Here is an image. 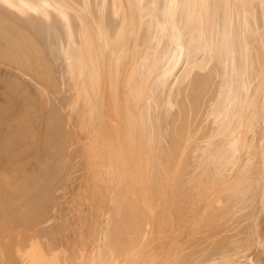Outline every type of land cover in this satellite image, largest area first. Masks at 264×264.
Instances as JSON below:
<instances>
[{"label": "bare ground", "instance_id": "obj_1", "mask_svg": "<svg viewBox=\"0 0 264 264\" xmlns=\"http://www.w3.org/2000/svg\"><path fill=\"white\" fill-rule=\"evenodd\" d=\"M179 42L192 62L186 96L166 91L184 60ZM0 76L11 83L8 99L25 100L7 111L0 138L5 164L19 166L0 171V264H189L203 248L215 252L195 255L200 264L259 262L233 259L221 233L233 227L242 189L248 226L264 231V168L257 173L253 160L261 148L264 163V0H0ZM164 92L172 100L159 112ZM146 93L157 104L151 97L142 109ZM235 94L247 101L241 170L233 178L230 159L189 181L187 149L200 159L216 126L210 108ZM20 129L29 141L21 132L19 143ZM149 136L162 141L157 173L137 151ZM209 144L216 153L220 142Z\"/></svg>", "mask_w": 264, "mask_h": 264}, {"label": "rangeland", "instance_id": "obj_2", "mask_svg": "<svg viewBox=\"0 0 264 264\" xmlns=\"http://www.w3.org/2000/svg\"><path fill=\"white\" fill-rule=\"evenodd\" d=\"M153 5H154V2L153 3H151V8H154L153 7ZM233 14V13H232ZM141 24H142V22L141 23H139V26L138 27H140L141 26ZM125 26V25H124ZM139 28H137V30H138ZM213 28H211V30H212ZM210 34V33H209ZM159 36L160 37H163V36H161V32H160V34H159ZM154 38V37H153ZM153 38H151V41H152V43L153 42H155V41H158V40H160V38H155V39H153ZM180 38V37H179ZM180 39H182V38H180ZM179 44H181L180 42H179ZM178 45V44H177ZM122 46V47H121ZM123 46L124 45H120V47H119V49H122L123 48ZM150 46V45H149ZM180 46V48L182 47V44L181 45H179ZM125 48V47H124ZM156 49H157V47H156ZM182 49V48H181ZM183 50V49H182ZM182 50H180V54L182 55V59H181V61L183 60V62H180V64H181V69L180 68H178L177 69V71H176V75H174V77H173V80L172 81H174L173 82V87H171V88H169L168 90H166V91H170L171 93L173 92V94L179 89V91H180V93L183 95H185V93H186V91H187V93L189 92L188 90H186L185 88V85L183 84V83H185L186 82V78L188 79L190 76H191V72H190V69H189V65L192 63L190 60V58L189 57H186L184 54H186L185 53V51L183 50V52H182ZM182 52V53H181ZM249 52H250V50H249ZM235 53H236V51H235ZM239 53V54H238ZM238 53H236L235 54V56L236 57H234V58H236L237 59V61L234 59V61H236L235 62V64H236V67L239 65V61H241L240 59H241V57L240 56H238V55H240V51L238 52ZM238 54V55H237ZM244 54H245V52H244ZM157 53L155 52V54H154V58H153V64H154V60L156 59V60H160L161 58H160V56H158V58H156L157 56ZM163 58V57H162ZM164 59V58H163ZM163 59H162V62H163ZM187 61V62H186ZM160 62V61H159ZM162 62L160 63V64H162ZM183 63V64H182ZM187 63V64H186ZM190 63V64H189ZM159 64V65H160ZM179 64V65H180ZM168 63L167 64H165L160 70H156L155 71V74L153 75V80L151 79L150 80V84H148V85H150V86H152L153 85V83H154V79H155V77H162L163 76V74L165 73H163V68L164 67H168ZM186 66V67H185ZM188 66V67H187ZM185 67V68H184ZM170 68H172L171 70H174L175 68H173V66L172 67H170ZM169 68V69H170ZM1 69L2 70H4L2 67H1ZM153 69H155L154 67H153ZM166 69V68H165ZM169 69H166V70H169ZM183 69V70H182ZM185 69V70H184ZM237 69H239V68H237ZM180 70V72H178ZM188 71V72H187ZM177 72H178V75L180 74L181 75V81H182V83L181 84H179V85H181V86H177L176 84V82L177 81H175L176 79H177ZM184 72V73H183ZM239 72V71H238ZM163 73V74H162ZM190 74V75H189ZM158 75V76H157ZM184 75H186V76H184ZM176 77V78H175ZM183 78V79H182ZM175 79V80H174ZM152 81V82H151ZM159 81H161V80H159ZM184 81V82H183ZM183 84V85H182ZM175 86H176V88H175ZM10 87H11V83L10 82H8V80L5 78V77H3V76H0V138H2L3 137V133H7V131H8V127H7V121H6V119H7V111L8 110H11V109H13V107H14V105L16 104V103H20V104H24V102H25V100L22 98V96H23V94H21V93H16L17 94V96H16V98H17V100L16 101H14V102H12L10 99H8V96H10L11 95V89H10ZM134 87V86H133ZM135 88V87H134ZM152 88V87H151ZM136 89V88H135ZM173 89H174V91H173ZM177 89V90H176ZM244 89H245V92H246V88H245V86L243 87H241V91L239 90V88L237 89V90H239L238 91V93L239 94H241V93H243V91H244ZM147 90V89H146ZM237 90H235V91H237ZM151 91L153 92V90L151 89ZM165 91V92H166ZM164 92V94H165V97L162 95V97H161V99H160V105L158 104V106H156V107H158V109L157 108H155L156 110H160L161 109V106H166L167 107V105L169 104V103H171V101L170 100H172V98H171V94H169L168 96H166V93ZM186 93V94H187ZM150 96V95H149ZM186 96V95H185ZM231 95H229L228 97H226V100H224V99H219V101H218V103L216 104V108H213V105H212V107L210 108V111H209V113H211V114H209L208 115V117L210 116V118H213L214 120H215V128L213 127V130H212V133H211V131H210V133H208V135L206 136L207 138H205V139H203L204 140V142L202 143V144H204V145H202V147L204 146V151L203 152H205V154L203 153V155H202V153H201V151H200V153L201 154H199V157H200V159L196 156V154H198V152L196 153L195 151H198V150H196V149H194V148H191V150L190 149H187V151H189V153H190V156L192 157V159H191V157L189 156V154H188V156H189V160L190 161H188L189 162V165H190V169H191V176H189V181L191 180V179H193V180H191V181H194V182H198L199 181V178L198 177H193V176H198L199 175V177L201 178H203V177H205V176H208V174L207 173H210V172H214L213 174H217L218 172H219V170H217L216 171V169L218 168H222V167H224L226 164H229V162H230V159H231V165H229V166H232V167H230V168H233V178H236V171H238V169H239V171L241 170V168L242 167H240V165H242L241 163H243V160H242V158H243V156H245V155H247V152H248V147H247V140H248V129H246V128H248V122H247V120L245 119L246 118V116H247V113L245 112V107H246V105H247V101H246V98H245V101H244V99H243V97H241V95H239V96H237L236 94H235V96L234 95H232V97H230ZM237 96V97H236ZM145 97L147 98L148 97V95H147V93H146V95H145ZM152 96H150V97H148L147 99V104H146V102L144 101V102H142L143 103V105H142V103L140 104V107L142 108V109H144V105H146L145 106V108L147 107V106H151L150 104H151V102H155L156 101V99H154L153 97L151 98ZM164 97V98H163ZM233 97H235V99L233 98ZM150 98L152 99V101L150 100ZM241 98H242V100L245 102H243L242 100H241ZM164 99V100H163ZM167 99V100H166ZM168 99H169V101L170 102H168ZM63 100H66V98L65 99H63ZM241 100V101H240ZM142 101V100H141ZM149 101V102H148ZM151 101V102H150ZM162 101V102H161ZM230 101V102H229ZM233 101V102H232ZM165 102L167 103V104H165ZM226 102H227V104H229V105H224V104H226ZM232 102V103H231ZM148 103H149V105H148ZM156 104H157V102H155ZM243 103V104H242ZM172 105V104H171ZM219 105H221V110L223 111V112H220L221 110H220V108L218 107ZM164 106H163V108L161 109V110H164ZM224 106V107H223ZM234 106V107H233ZM245 106V107H244ZM17 107H19V105L18 106H16V108ZM233 107V108H232ZM224 110H223V109ZM232 108V109H231ZM216 109H218V111H219V113H218V111H216ZM235 109V110H234ZM211 110H212V112H211ZM238 110H240V111H238ZM154 112V111H153ZM156 112V117H160L161 116V113H160V115H159V112H157V111H155ZM166 112V111H165ZM214 112V113H213ZM216 112V113H215ZM225 112V113H224ZM236 112H238V113H236ZM222 113V114H221ZM228 113H229V115L231 116H229L228 115ZM240 113V114H239ZM244 113V115L242 116V114ZM143 114H144V112H143ZM150 114V113H149ZM220 114V115H219ZM228 116H227V115ZM233 114V115H232ZM6 115V116H5ZM213 115V116H212ZM215 115V116H214ZM235 115H237V116H235ZM240 115V116H239ZM144 116V118H146L147 119V116L145 117V114L143 115ZM202 116L203 115H199L197 118L199 119H202ZM220 116V118H218ZM226 116H227V118H226ZM234 116V117H233ZM159 117H158V119H159ZM245 117V118H244ZM210 118H208V119H210ZM218 118V119H217ZM225 118V119H224ZM243 118V119H242ZM234 119H235V121H234ZM237 119V120H236ZM229 120V121H228ZM230 120H232V121H230ZM239 120H241V121H239ZM139 121H140V119H138V121H137V123H136V126L138 127V124H139ZM225 121V123H223ZM246 121V122H245ZM217 122V123H216ZM234 122V123H233ZM230 124H232V125H230ZM224 125H225V127H224ZM240 125V126H239ZM218 126V127H217ZM221 128H220V127ZM228 126H229V128H228ZM233 127V128H232ZM228 129V131L226 130V129ZM234 128H235V131H234ZM225 129V130H224ZM21 132H25L26 133V140L27 141H29L28 139L30 138V133H29V131H27L26 129H20V142L19 143H24L25 141H24V138H22V136H21ZM224 132H227V133H229L228 135H226L227 133H224ZM231 132V133H230ZM247 132V133H246ZM261 134H263V132H261ZM212 135H213V137L215 138V140H214V138L212 137ZM211 136V137H210ZM224 136H228V137H224ZM263 136V135H262ZM261 136V137H262ZM160 137V136H159ZM209 137H210V139H209ZM224 137V138H223ZM231 137V138H230ZM146 139V141L145 142H143L142 141V143H144V144H146L149 148H150V150H149V148L146 146V145H144V144H142V145H140V150H139V148H138V153L140 154V156L141 155H145V157H142V159H144V161H145V163H144V165H146L147 167H152V165H153V169H154V172L155 173H157V171H158V169L161 171L162 170V168H161V164L158 166V162L160 161L159 159L157 160V157H158V155H157V153H160L161 154V150H162V148H163V146H162V141H161V139H159V138H157V140H156V138L154 137H152L151 138V141H150V136L149 137H145ZM213 138V139H212ZM227 138L229 139V140H227ZM264 138V137H263ZM141 139H142V137H141ZM141 139L139 140V141H141ZM159 139V140H158ZM217 139H219V140H217ZM232 139H234L233 140V142L231 143V141H232ZM237 139V140H236ZM154 140V141H153ZM208 140H212V141H218V142H220V144L218 145V149H217V151H216V153H214L213 154V151H214V149H212V150H210L211 149V147L209 148V146H210V141L209 142H206V141H208ZM227 140V141H226ZM135 141V139H133V141L132 142H134ZM147 141H150V142H147ZM161 141V142H160ZM223 141V143L225 144H221V142ZM159 142H160V144H159ZM198 142H200V141H198ZM235 142V143H234ZM245 142V143H244ZM19 143H18V145H19ZM152 143H154V144H152ZM206 143H208V144H206ZM152 144V146H149V145H151ZM159 144V145H158ZM231 144V145H230ZM245 144V145H244ZM154 145H155V147H156V150L154 149ZM208 146V148L206 147V146ZM227 145H229V146H227ZM233 145V146H232ZM238 147H237V146ZM225 148H223V147ZM232 146V147H231ZM240 146V147H239ZM146 147V148H145ZM213 147V146H212ZM221 147V148H220ZM227 147V148H226ZM237 147V148H236ZM145 148V149H144ZM148 148V149H147ZM158 148H159V150H158ZM161 148V149H160ZM201 148V147H200ZM223 148V149H222ZM230 148V149H229ZM233 148V149H232ZM141 149H142V151H141ZM144 149V150H143ZM220 149V150H219ZM227 149V150H226ZM260 149V151L262 152V149L261 148H259ZM146 150V151H145ZM193 150V151H192ZM222 150V151H221ZM225 152H224V151ZM230 152H229V151ZM141 151V152H140ZM150 151L152 152V156H151V153H150ZM158 151V152H157ZM160 151V152H159ZM191 151V152H190ZM207 151H208V153H207ZM219 151V152H218ZM143 152V153H142ZM155 152H157L156 154H155ZM218 152V153H217ZM227 152V153H226ZM261 152H258L259 153V155H257V157H255V159H253L254 160V162H255V160L258 158L259 160H257L256 162V164H257V169H258V172L257 173H259L260 171H261V169H263L264 168V163H263V161H262V156H261ZM187 153V152H186ZM186 153H185V155H186ZM220 153L222 154V155H220ZM227 155H226V154ZM228 153H230L231 154V156L228 154ZM234 153V154H233ZM213 154V155H212ZM233 154V155H232ZM6 155L8 156V158L5 160V158H6ZM143 155V156H144ZM149 157H148V156ZM195 155V156H194ZM203 157H202V156ZM206 155H207V158H206ZM215 155V156H214ZM225 155V156H224ZM228 155H229V157H228ZM238 156V157H235V156ZM147 156V157H146ZM154 156H155V158H154ZM157 156V157H156ZM160 156V155H159ZM205 156V157H204ZM220 156V157H219ZM222 156V157H221ZM186 157H187V155H186ZM211 157V158H210ZM225 157V158H224ZM227 157V158H226ZM233 157V158H232ZM147 159V161H146V159ZM151 158H153V161H152V159ZM209 158V159H208ZM216 158H217V160H216ZM219 158V159H218ZM226 160L227 159V161H225L224 162V160ZM245 158V157H244ZM243 158V159H244ZM149 159V160H148ZM151 159V160H150ZM215 160V162H214V160ZM232 159L234 160V161H232ZM9 160V155L6 153V154H4V153H2L1 154V156H0V171H2V172H9L12 168H17V167H19L18 166V163L17 162H12V163H10V162H8L7 164H5L7 161ZM155 160V161H154ZM200 160V161H199ZM203 160V161H202ZM209 160V161H208ZM211 160H213L212 162H211ZM222 160V161H221ZM228 160H229V162H228ZM242 160V161H241ZM208 161V162H207ZM220 161V162H219ZM31 163H33L35 166V168H37L38 167V163H39V160H36L33 156H32V158H31V161H30ZM150 162V163H149ZM154 162V163H153ZM155 162H157V163H155ZM192 162V163H191ZM224 164H223V163ZM232 162L233 163H235L234 165L232 164ZM22 163V162H21ZM153 163V164H152ZM200 163V164H199ZM202 163V164H201ZM206 163H208V165L206 164ZM214 163V164H213ZM217 163H219V165H217ZM260 165H259V164ZM147 164H149V165H147ZM152 164V165H151ZM157 164V165H156ZM193 164V165H192ZM197 164V165H196ZM263 164V165H262ZM196 165V166H195ZM202 167H201V166ZM210 165V166H209ZM221 165V166H220ZM223 165V166H222ZM239 165V166H238ZM259 165V166H258ZM207 166H208V168L209 169H207ZM218 166V167H217ZM228 166V165H227ZM234 166V167H233ZM158 167V169H156ZM240 167V168H239ZM151 168V169H152ZM203 168V169H202ZM204 168L207 170H204ZM211 168V169H210ZM215 168V169H214ZM237 168V169H236ZM156 170V171H155ZM208 170L210 171V172H208ZM212 170V171H211ZM215 170V171H214ZM198 171H200V172H198ZM202 171H203V173H202ZM204 171H205V173H204ZM194 172H197V173H194ZM217 172V173H216ZM231 172H232V170H231ZM194 173V174H193ZM197 174V175H196ZM201 174V175H200ZM244 175V177H245V179H247V180H244V179H242L241 180V182L242 183H244V182H248V176L247 175H245V174H243ZM246 176H247V178H246ZM196 179V180H195ZM198 179V180H197ZM264 180V179H263ZM242 183H240V184H242ZM229 184H233V183H229ZM229 184H227V185H229ZM227 185H225V186H227ZM216 186H217V184H216ZM244 187V185L241 187V188H243ZM226 189H227V187H225ZM224 188V189H225ZM212 190V189H211ZM222 191V192H221ZM221 191H219V197H217V200H215L216 202L218 201V200H221V201H218V203H220V202H222V198L221 197H223V194H224V191L225 190H221ZM193 192H194V190H193ZM221 192V193H220ZM212 194H213V192H211ZM239 194L240 193H243V189H242V191L241 192H238ZM210 195V196H213V195ZM238 194V197H237V199L239 198L240 200H239V202H240V208H236V209H239L237 212H236V215H234V218H233V227H231V225H230V227L231 228H229L230 230L229 231H227V232H223V233H221V236H222V238H227V239H229V238H231L232 240L230 241V242H232V245H233V259L234 258H237V257H239V259L241 258V256L243 257V259L242 260H244L245 262L247 261V262H249V261H255L256 263H257V259L259 258V262L257 263V264H264V244H261L260 242H261V240L262 239H264L263 237H264V231H263V229L261 230V231H257V230H255L254 228H252L253 226L252 225H250V226H248V223H247V221H248V219H250V216H249V213L250 212H248V210H249V208H247V206L249 207V205H250V203L249 202H247V201H249V199L247 198V196L246 195H243V196H245V197H243L242 195H239ZM245 194V193H244ZM246 194H247V192H246ZM221 198V199H220ZM242 198H244V200H242ZM245 199H247V200H245ZM244 202H245V204H247L248 203V205H246L245 206V204H244ZM222 204V203H221ZM242 205H244L246 208L244 209V206H242ZM243 208H242V207ZM242 208V209H241ZM262 208V209H261ZM241 209V210H240ZM232 210V209H231ZM259 210H260V215H262V217H260V218H262L261 219V227L262 226H264V199L261 201V203H260V205H259ZM246 211V212H245ZM263 211V212H262ZM233 212H235V211H233ZM248 212V213H247ZM238 213V214H237ZM247 213V214H246ZM239 216V217H238ZM248 216V217H247ZM260 218L258 219V217H257V220H259V222H260ZM236 219V220H235ZM243 219V220H242ZM252 219V218H251ZM240 221H241V223H240ZM243 221V222H242ZM246 223H245V222ZM244 224H247L246 226L244 225ZM235 228V229H234ZM232 229V230H231ZM234 229V230H233ZM232 231V232H231ZM263 231V232H262ZM236 232V233H235ZM239 233V234H238ZM251 233V234H250ZM258 233H260V234H258ZM245 234V235H244ZM238 235V236H237ZM243 236H244V238H243ZM250 238H249V237ZM263 236V237H262ZM248 244V245H247ZM262 245V246H261ZM241 246V247H240ZM263 247V248H262ZM260 248H262V250L260 249ZM260 249V250H259ZM239 250V251H238ZM196 251V250H195ZM263 251V252H262ZM200 252H202V253H206L207 255H211V254H213L215 251H212V250H208V249H201V251ZM199 252V254H194V255H192V257L194 258V260L193 261H191L189 264H200V262H199V260L198 259H196V256H198V255H200L201 253ZM263 254H262V253ZM196 255V256H195ZM219 255V254H218ZM186 257H188V256H186ZM191 256H189L188 258H190ZM191 257V258H192ZM250 259H249V258ZM213 258V257H212ZM219 262V261H218ZM185 263V262H184Z\"/></svg>", "mask_w": 264, "mask_h": 264}]
</instances>
